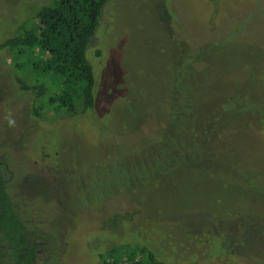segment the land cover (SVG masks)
Listing matches in <instances>:
<instances>
[{"label": "rangeland", "instance_id": "obj_1", "mask_svg": "<svg viewBox=\"0 0 264 264\" xmlns=\"http://www.w3.org/2000/svg\"><path fill=\"white\" fill-rule=\"evenodd\" d=\"M48 1L0 0V39ZM100 15L84 113L32 116L0 51V157L43 264H97L130 238L162 264H264V0H106Z\"/></svg>", "mask_w": 264, "mask_h": 264}, {"label": "trees", "instance_id": "obj_2", "mask_svg": "<svg viewBox=\"0 0 264 264\" xmlns=\"http://www.w3.org/2000/svg\"><path fill=\"white\" fill-rule=\"evenodd\" d=\"M105 1L49 0L16 23L10 35L0 39V51L7 50L10 55L9 67L18 90L31 96L32 116L40 117L42 110L47 116L76 115L93 106L94 73L85 50ZM193 55L184 52L182 57L191 63ZM11 176L12 172L0 157V234L11 252L10 262L43 264L33 241L40 234L8 191ZM97 256V264H162L154 251L137 238L111 245Z\"/></svg>", "mask_w": 264, "mask_h": 264}]
</instances>
